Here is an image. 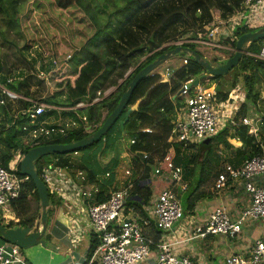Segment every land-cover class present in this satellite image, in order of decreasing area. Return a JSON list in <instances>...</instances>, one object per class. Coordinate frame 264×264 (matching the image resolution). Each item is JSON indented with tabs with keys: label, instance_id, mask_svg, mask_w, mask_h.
<instances>
[{
	"label": "trees",
	"instance_id": "trees-1",
	"mask_svg": "<svg viewBox=\"0 0 264 264\" xmlns=\"http://www.w3.org/2000/svg\"><path fill=\"white\" fill-rule=\"evenodd\" d=\"M117 1L122 3L118 4ZM244 1L155 0L145 8L139 0H0V41L9 45L15 46V43L8 40V33L24 38L21 24L27 18L22 13L25 6L38 12L46 24H60L59 16L65 15V20H69V15L73 18L77 14V24L87 23L93 29L90 37L78 47L72 48L69 60H65L66 55L57 54L55 37L50 41L24 38V44L17 48L22 60L28 62V71H31H17V77L22 80L16 81L10 89L23 98L39 100L61 110H47L41 116L31 117L30 114L21 113L31 108L30 102L20 100L16 102L17 107L16 103L0 105V167L10 171L17 152L23 155L39 146L69 145L95 133L118 106L128 85L143 68L177 48L175 43L184 34H189V41L200 39L208 42L209 32L205 27L213 24L215 19L227 21L236 16L242 11ZM53 16H57V22L53 20ZM259 29L235 26L229 35L226 31L221 33L218 43L235 50L236 42L242 35ZM46 42L51 44L50 49L54 54H49L50 59L45 68L47 80L43 82L35 77L34 60H28L22 52H28L34 47L47 48ZM180 46L214 67L225 64L234 56V53L222 48L194 42H184ZM262 48L264 40L247 44L238 64L226 75L208 76L200 81L201 88L215 92L217 103L228 100L234 90L242 97L233 115V123H227L215 136L186 146L169 142L177 114L185 109L181 89L189 80L207 75L203 66L189 52L183 54L180 51L169 59L179 57L186 64L169 70L166 82L157 70L142 79L116 122L98 142L75 152L42 157L34 162L35 172L40 176L43 167L56 161V166L66 170L79 185L95 186L96 192L86 201L89 203L84 204L87 208L106 201L112 192L118 190L116 169L120 165L121 154L127 152L130 176L122 186L129 194L126 206L135 209L143 220L148 221L143 208L149 205L153 195L149 185L151 174L154 167L173 150L172 161L175 167L181 169V181L185 186L183 191L178 187L176 193L183 214L194 215L198 203L209 198L208 188L223 171L225 164L238 167L244 160L262 153L259 144H264V101L260 99L259 89L264 84V61L255 57ZM5 65V61L0 59V76L3 82L12 75ZM134 66L137 67L125 78ZM208 81L212 84L206 86ZM33 87L34 91L31 90ZM35 91L38 92L35 94ZM108 91L110 93L101 101L91 104L98 92L102 94ZM137 102V110L124 122L126 111ZM79 103L87 104V107L66 111ZM249 114H258L261 118L256 137L251 136L249 127L241 123L242 118ZM49 116L73 120L77 127L65 135L25 145L22 142L25 134L23 129L31 121L40 124ZM80 117H85V123ZM88 127L91 128L90 132ZM229 140L240 142L241 147L233 157L224 159L222 152L233 150ZM142 154L147 155L148 159H143ZM15 174L19 178L25 177L20 173L19 164L16 165ZM30 197L39 201L35 187L28 178L22 184L18 199L10 205L12 212L21 219L16 225L10 223L5 227H34L36 219L28 216ZM62 206L65 205L60 198L49 195V217H52L56 208ZM1 223L0 220V225ZM142 229L146 237L159 241L161 233L156 231L152 222L143 225ZM3 243L0 238V244ZM99 244L98 235L89 232L87 257L91 256Z\"/></svg>",
	"mask_w": 264,
	"mask_h": 264
},
{
	"label": "built area",
	"instance_id": "built-area-1",
	"mask_svg": "<svg viewBox=\"0 0 264 264\" xmlns=\"http://www.w3.org/2000/svg\"><path fill=\"white\" fill-rule=\"evenodd\" d=\"M242 7V11L235 17L229 18L227 21H219V26L230 24L229 31L232 32L235 26H239L238 22L242 19L247 21L245 24L255 20L261 27H264V0H245ZM245 8L250 13L245 15ZM212 27L208 30V42L200 39L188 42L221 48L217 40L221 35V30L218 26ZM255 57L264 61V48ZM27 59L35 62L36 79L46 82L47 71L45 68L49 59L43 55L37 57L34 54H27ZM15 74L9 75L4 82L0 76V105L15 104L20 100L30 102L32 103L31 108L23 110L21 113L30 114L31 117L41 116L47 110L57 112L61 110L48 106L39 100L23 98L13 92L10 86L16 81L22 80V78L17 77L18 72ZM193 81L189 80L180 91V94L185 98L184 112L186 117L184 116L185 119H179L175 122L169 138L171 143H182L186 146L215 136L227 123H233V115L239 107L238 102L242 99L237 90H234L230 93L228 100L217 103L214 91H206L199 85L188 87ZM259 90L260 99L264 101V84ZM109 93V91L102 94L98 92L91 104L98 103ZM85 107L87 104L79 103L74 108L66 109V111H77ZM80 119L85 123V117H80ZM260 121L261 118L258 114H249L242 118L241 123L249 127L248 132L251 136L256 137ZM76 127L77 123L73 120L49 116L40 124L31 121L30 125L23 129L25 134L22 137V142L25 145L37 144L52 137L65 135ZM87 130L90 132L91 128L88 127ZM259 148L262 151L260 155L244 160L238 167L225 164L214 184V190L220 192L229 183L240 184L248 196V206L241 210L235 219L230 217L225 207L214 208L208 214L204 225L193 230L191 237L205 238L208 235H221L229 239H236L249 223L251 225L256 224L264 232V144H259ZM22 156L20 152H17L10 165V171L0 167V219L6 220L8 224L4 222L5 225L13 222L14 225L18 223V220H14L9 214L11 203L18 199L22 184L28 179L27 177L19 178L15 174L16 165L19 164ZM142 158L146 160L148 156L142 154ZM172 159L173 156L168 153L153 169V177L163 179L166 175L171 178L172 183L158 192L156 196L154 193L149 205L143 208L148 221L143 220L135 209L126 206L129 197L126 189L112 192L106 201L85 208L84 214L88 229L86 233L92 232L98 235L100 244L91 256H86L83 264H142L149 258L151 252L156 255L155 264H193L188 257L177 256L173 249L175 244L171 242L172 230L183 219V211L177 193L173 192L170 186L178 184L182 191L185 190L181 181V169L174 166ZM55 162L52 161L43 167L39 176L49 195L60 198L64 204L71 203L74 198L72 196L81 198L83 195L82 186L69 179L66 170L56 166ZM95 192V188L93 193L88 192L87 198L90 199ZM149 222H152L156 231L161 233L157 242L146 237L143 232L142 226ZM72 231L74 229L68 231L69 235ZM78 233L75 232L76 235ZM70 242L73 244L74 240H70ZM0 264L30 263L25 259L23 251L19 247L3 243L0 244ZM223 264H264V235L254 239L246 251L227 256Z\"/></svg>",
	"mask_w": 264,
	"mask_h": 264
},
{
	"label": "crops",
	"instance_id": "crops-1",
	"mask_svg": "<svg viewBox=\"0 0 264 264\" xmlns=\"http://www.w3.org/2000/svg\"><path fill=\"white\" fill-rule=\"evenodd\" d=\"M245 15L250 11L245 8ZM251 16V15H250ZM235 17V16H234ZM246 20H240V26H246L250 29L263 28L261 26H254L257 22L253 20L250 24H245ZM247 22V21H246ZM258 24V23H257ZM184 109L180 110L177 114L176 121L179 119H185ZM232 145L233 150L222 152V157L225 159L233 157L235 151L241 147V143L236 140H229ZM127 154V152H126ZM171 156L174 155L173 150L169 151ZM221 154V152H219ZM223 168V167H222ZM117 178V177H116ZM217 178V177H216ZM150 187L153 188V195L155 196L158 192L164 189L166 186L172 183L171 178L164 176L163 179H158L152 176L150 177ZM215 180L211 185V190L209 191V198L198 203L194 215L183 216L182 221H180L176 226H174L171 233V242L175 245L173 246L174 252L179 257H188L191 259L193 264H223L224 259L231 254L238 252H244L250 246L251 233L256 231L258 226L256 224H247L243 230L242 234L236 239H227L224 236H212L208 235L205 238H193L191 233L195 228H201L208 214L216 207L223 206L229 212L232 219H235L239 212L243 210L249 204V199L243 188L238 183H229L228 186L220 191L214 190ZM79 185V184H78ZM82 186V185H80ZM175 192H177L178 184L170 186ZM83 191L81 198L74 197L71 203L64 204L65 206L58 207L54 210L52 217H49V224L45 232L46 244L44 250H37L38 253L33 252L32 254L25 255L27 261L30 264H83L87 256L88 248V234L81 233L79 230L78 235L81 236L82 240V250L83 254L77 253L73 248L70 237H68V231L73 229L74 223L84 224L86 226L87 220L84 214L87 193H93L95 186L88 185L87 187L82 186ZM96 189V188H95ZM92 197V196H91ZM90 197V198H91ZM191 237V238H190ZM84 240V241H83ZM233 240L234 244L230 241ZM50 244L49 250L47 245ZM200 246H204L206 249H199ZM42 246H34L29 249H42ZM28 249V250H29ZM41 251V252H40ZM156 255L151 252L149 258L142 264H155Z\"/></svg>",
	"mask_w": 264,
	"mask_h": 264
},
{
	"label": "rangeland",
	"instance_id": "rangeland-1",
	"mask_svg": "<svg viewBox=\"0 0 264 264\" xmlns=\"http://www.w3.org/2000/svg\"><path fill=\"white\" fill-rule=\"evenodd\" d=\"M154 1L155 0H139V2L143 6H145V8H148L149 4H152ZM117 3L120 4V3H122V1H117ZM22 13H25V15L27 16V18H25L21 24V26H22L21 27V34L24 35V38L25 39L29 38L30 40L38 38V39H42L44 41H50L52 38L55 37L54 41L57 42L56 52L59 56H61L63 54L66 55L65 60H69V54H71L72 48L78 47L80 44H82L84 42L83 40H85L87 37H90L93 33V29L87 23H83L81 25L77 24V18H78L77 14H75L73 16V18L69 15V20H65V15H61V16H59L60 24H51L50 25V24H46L45 21L41 18L42 16H39L38 12H35V10L31 7L28 8V6H25L22 10ZM102 17H105V16L103 15ZM52 18H53V20H55L57 22V16H53ZM219 21H222V20L215 19V22L213 24L205 27V30L208 31V30L213 28L212 26H218L219 29L221 30V33L226 31L229 35L230 34L229 29H230L231 25L228 24L227 26L226 25L219 26V24H218ZM61 24H63V25H61ZM254 26L257 28V26H260V25L256 23V24H254ZM82 32H84V33H82ZM188 36H189V34L182 35L181 39L178 42H176L175 45L180 46L182 43L188 42L189 41ZM7 37H8L9 41L15 43V46L9 45V44H6V43H3L2 41H0V59L5 61V63H6L5 67L11 70V74L16 75L15 73L17 71L20 72L22 70L28 71V62L26 63V62H24V60H22V56H20V54H18V50H17V48L21 47L24 44L25 39L20 35H14L12 33H8ZM217 40L219 42L220 36L217 38ZM46 44H47L46 45L47 48L42 49L40 47H34L33 49L29 50L28 52H22V54H23V56H24V54H26L25 58H27V54H34L37 57H40L43 55L46 58L50 59L49 54H54V53L50 49L51 44H48V42H46ZM220 47L229 53H234V50L229 48V47H223V46H220ZM39 53H43V54H39ZM142 60H141V62H142ZM182 64H185V61H183L179 57H175V58H171L168 61H166L165 63H163L156 70H157V73H159L164 78L163 79V81H164V80H168V77H166V76H167L169 70L175 69L178 66H181ZM135 67H137V66L132 67L128 71L125 78L128 75H130V73L135 69ZM30 71H31V69H30ZM30 71H28V72H30ZM209 84H212V82L208 81V83H206V86H208ZM31 90L34 91L35 90L34 87ZM38 91H35V94ZM43 93L44 92L42 91L41 94L43 95ZM36 99H40V97H36ZM15 106L17 107L18 103H16ZM50 121H52V119H50ZM45 122H47V121H45ZM115 131L116 132L118 131V127L115 128ZM103 163H105V162H103ZM128 170H129V156H128V154L123 152L121 154L120 165L116 169V177H117L116 182L118 184V187H117L118 190H121L123 188L122 186H123L125 180H127V178L130 176V173ZM68 177H69V179H72V181L76 182L69 175H68ZM174 190H173V192H174ZM208 190L209 191L211 190V186L208 188ZM41 212H42V210L40 207V201L36 200L34 197H30L28 199V216L36 219L35 220V223H36L39 221V216H40ZM9 215L14 220L19 221L21 219L19 217V215H17L15 212H12V210L10 211ZM183 216H185V214H183ZM0 220L2 222L1 223L2 225L8 224V223H6V220H4V219H0ZM180 221H182V220H180ZM4 222H5V224H3ZM13 224H14V222H13ZM73 229H74V231H72V233L69 235L70 239L74 240V243L72 244V246L74 247L73 249L77 253L83 254V251H81L82 247H83L82 243H81L82 237L79 235H76L75 232L78 233L80 230V232L83 234V233H86L88 231V229L86 228V226L84 224H80L77 222L73 226ZM263 235H264V232L262 231V229L260 227H258V228H256V231L251 233V239H258V238L262 237ZM230 242L231 243H229V244H234L233 240ZM46 247H47V249H45V250H49L50 244H48ZM41 248L42 249L35 248V249H29V250L27 249V250H24V251L22 250V251H23V254L29 255V254H32L33 252L38 253L39 250H44V247H41ZM199 249L204 250L206 248L204 246H200ZM37 250H38V252H37ZM238 253H240V252H238ZM26 257H25V259H28Z\"/></svg>",
	"mask_w": 264,
	"mask_h": 264
},
{
	"label": "water",
	"instance_id": "water-1",
	"mask_svg": "<svg viewBox=\"0 0 264 264\" xmlns=\"http://www.w3.org/2000/svg\"><path fill=\"white\" fill-rule=\"evenodd\" d=\"M258 40H264V27L260 28L256 32L242 35L236 42L234 56L229 59L225 64L218 67L211 66L199 56L191 53L188 49H184L181 46H178L177 48L170 50L166 54H163L158 57L153 63L143 68L133 78V80L128 85L127 91L122 95L118 106L107 117L102 126L95 133H92L87 138L73 144L39 146L31 148L27 153L23 154L21 160L19 161L20 173L21 175L29 178L32 181L37 192L38 199L40 201V207L42 212L39 216V221L34 224L33 228H7L4 225H0V238L4 241V243L15 245L23 251L38 245L45 247V232L49 224V193L45 185L39 178L38 174L35 172L34 162L47 155L75 152L87 148L98 142V140L102 138L106 134V132L112 127V125L116 122L118 116L126 107L127 101L136 85L147 75H149L158 67H160L163 63L168 61L172 55H175L180 51L183 54L185 52H189L193 56L195 61L203 66V68L207 72V75L195 79L191 85H188V87H197L200 84V81L205 80V78H207L208 76L215 77L226 75L240 61L244 53V47L247 44ZM166 81L167 80H164V82ZM137 108L138 102L126 111L124 122L128 121L130 114L136 111Z\"/></svg>",
	"mask_w": 264,
	"mask_h": 264
}]
</instances>
